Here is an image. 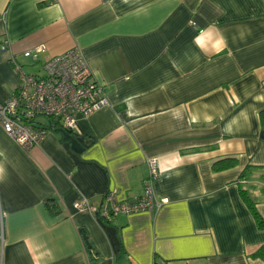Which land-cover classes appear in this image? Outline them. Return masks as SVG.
<instances>
[{
	"label": "crops",
	"instance_id": "1",
	"mask_svg": "<svg viewBox=\"0 0 264 264\" xmlns=\"http://www.w3.org/2000/svg\"><path fill=\"white\" fill-rule=\"evenodd\" d=\"M75 48L108 104L74 130L39 120L27 152L0 128V264H264L241 197L264 219V0H0V101L12 59L38 74ZM150 159L164 204L104 218L108 192L144 193Z\"/></svg>",
	"mask_w": 264,
	"mask_h": 264
},
{
	"label": "built area",
	"instance_id": "2",
	"mask_svg": "<svg viewBox=\"0 0 264 264\" xmlns=\"http://www.w3.org/2000/svg\"><path fill=\"white\" fill-rule=\"evenodd\" d=\"M5 47L1 46L2 49ZM43 51L44 46L41 45L23 52V56L36 61ZM12 63L19 74V83L12 96L0 101V128L23 151L37 145L46 133L45 126L37 120L38 116L56 119L65 129L74 130L79 117H88L108 104L102 85L93 77L79 49L47 59L38 74L23 71L15 59ZM146 164L144 193L117 201L113 192H108V204L99 210L104 218L110 220L119 213L154 212L164 204L152 189L158 176V162L150 159ZM72 206L79 212L98 211L85 198L74 201Z\"/></svg>",
	"mask_w": 264,
	"mask_h": 264
},
{
	"label": "trees",
	"instance_id": "3",
	"mask_svg": "<svg viewBox=\"0 0 264 264\" xmlns=\"http://www.w3.org/2000/svg\"><path fill=\"white\" fill-rule=\"evenodd\" d=\"M260 120L262 121V123H264V110H261L260 111ZM226 160H219L217 162H214L213 163V167L214 169H224V168H227L229 166H232L234 164V160H232L231 162H225ZM241 197H242V200L246 203L247 207L249 208L254 220H255V223H256V226L258 228H262L264 227V219H262L260 217V215L257 213V211L255 210V206H254V203L253 201L250 199V197L247 195L246 192L244 191H241ZM46 207L47 209L50 211V212H54L57 213L56 209V204H54L53 200H50L48 199L46 202ZM82 235H84V232L82 231ZM85 237V236H84ZM86 248H87V252L89 253L90 255V258L92 260V253H93V247L92 245L88 242V240L86 239ZM258 254V253H257Z\"/></svg>",
	"mask_w": 264,
	"mask_h": 264
},
{
	"label": "rangeland",
	"instance_id": "4",
	"mask_svg": "<svg viewBox=\"0 0 264 264\" xmlns=\"http://www.w3.org/2000/svg\"><path fill=\"white\" fill-rule=\"evenodd\" d=\"M37 120L46 121L47 120V117H45V116H38L37 117Z\"/></svg>",
	"mask_w": 264,
	"mask_h": 264
}]
</instances>
